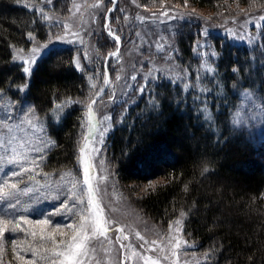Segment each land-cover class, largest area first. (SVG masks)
Masks as SVG:
<instances>
[{"label":"trees","instance_id":"16d2710c","mask_svg":"<svg viewBox=\"0 0 264 264\" xmlns=\"http://www.w3.org/2000/svg\"><path fill=\"white\" fill-rule=\"evenodd\" d=\"M136 1L147 6L166 2ZM171 1H187L222 18L245 19L264 7V0ZM62 7V0L51 5L0 0V90L14 101H29L55 141L43 171L81 173L91 104L100 130L108 123H99L103 116L111 117L103 143L106 158L122 190L132 192L146 217L163 226L183 213L184 233L206 252L201 264H264V141L231 124L241 91L264 95V17L241 40L213 29L205 37L201 22L185 21L165 71L138 76L119 101L106 103V89L93 104L105 76L116 73L111 60H105L117 47L106 32L103 51H91L90 62L72 43L51 45L30 73L14 58L31 40L49 41L62 31ZM95 71L101 82L92 87L89 72ZM153 99L156 104L150 103ZM153 179L156 183L143 189Z\"/></svg>","mask_w":264,"mask_h":264},{"label":"rangeland","instance_id":"374dc122","mask_svg":"<svg viewBox=\"0 0 264 264\" xmlns=\"http://www.w3.org/2000/svg\"><path fill=\"white\" fill-rule=\"evenodd\" d=\"M53 1L46 0L50 5ZM62 6L66 16L62 31L49 41L31 40L30 47L16 50L14 58L25 67L32 68L34 55L36 62L51 45L72 43L80 46L79 57L83 52L85 60L90 62L94 56L91 51L100 49L102 40L108 34L117 47L105 57V60H111V66L116 70L112 78H108L109 94L103 99L106 103L119 101L126 96L138 76L144 78L151 72H163L173 63L171 55L177 30L185 21L201 22L203 32L205 29L219 30L232 39L241 40L257 30L264 17V7L245 19L222 18L212 10L196 7L187 1L179 3L171 0L163 1L158 6L142 5L136 0H62ZM105 32L107 34L104 35ZM116 37H119V41ZM37 48L40 53L34 54L33 49ZM89 79L92 80V87H96L101 82L100 73L89 72ZM92 112V124L86 131L82 146L87 145L84 158L92 165L90 175L93 177L94 204L91 217L99 223L104 235L98 233L88 241V251L81 258L82 264H153V261L156 264L203 263L206 252L198 251L195 243L184 233L183 215L162 226L136 207L132 192L122 190L114 167L106 158L103 144L99 143L97 136L102 130L94 109ZM231 124L245 128L256 142L264 141V95L252 90L241 91ZM49 140L52 139L31 103L27 100L14 101L0 90V186L5 181L17 184L16 196L10 200L16 207L8 208L7 201L0 200V219L20 223V229L15 232L11 231V224L5 225V232L0 234V264H26L28 261L52 264L49 249L54 245L47 234L53 232L56 223L64 225V219L62 216H52V222L44 226V238L41 237V226L36 225L35 221L47 218V213L55 211L72 196L69 189L74 179L79 182L76 189L78 207L67 224L76 227L81 222V216L85 217L86 223H91L88 219V198L80 191L81 188L86 190L82 183L85 165L82 164L81 173L77 169L58 174L43 171L44 160L53 145L50 144L42 152L35 149L43 148L44 142ZM93 148L99 151L92 152L88 160ZM8 160L18 163L8 164ZM22 169L29 171L21 172ZM12 171L21 175L13 177ZM156 181H147L142 185L143 189ZM26 188L36 190L25 194ZM42 212L45 215H40ZM21 216L25 219L21 220ZM33 231L36 232L35 236L32 235ZM61 231L64 235H54L57 246L61 240H68L73 235V229L67 226L62 227Z\"/></svg>","mask_w":264,"mask_h":264},{"label":"snow or ice","instance_id":"6c2138e0","mask_svg":"<svg viewBox=\"0 0 264 264\" xmlns=\"http://www.w3.org/2000/svg\"><path fill=\"white\" fill-rule=\"evenodd\" d=\"M229 32H231V30H228ZM203 35L205 37L208 36V29H205L203 32ZM116 40L119 41V37H116ZM43 47L47 48V45H44ZM197 48L200 47L199 44L196 45ZM34 54H39L40 53V49H33ZM33 63H35V55L33 56ZM27 63V62H25ZM31 68L30 67H24L23 71L25 73H30L31 72ZM208 71H211V69H208ZM117 79H119V77H117ZM133 79H135V77H133ZM108 82V77L107 75L105 76V84H107ZM187 85H185V89H187ZM144 88L141 87L140 92H143ZM97 95H99V93H97ZM247 95V94H246ZM95 103V101H93V104ZM150 103L152 104H156L157 102L153 99L152 101H150ZM60 105H57V108H59ZM89 108V114L91 115L92 112V105H88ZM31 111V109L29 110ZM111 121V117L108 115L103 116L102 121H100V124H103L104 122H108L107 126L104 127L103 131L100 133V140L99 143L103 144L104 143V137L107 135V133L109 132V130L111 129L112 125L110 123ZM91 122V121H90ZM33 127H35V125H33ZM54 145L55 141L54 140H49V141H45L43 144V148H37L35 149V151L37 152H42L44 149L48 148L49 145ZM87 148V145H84L80 148V153L81 156L79 158V163L80 164H84V178H83V185L86 186V190L84 188H81L80 191L87 196L88 198V205H89V217L88 219L91 221V223H86L85 222V217L81 216V222L74 227L72 224H67V220L71 219L73 217V215L76 213L78 204H77V193H76V189L79 187V182L77 180H73L72 181V186L69 189L70 192H72V196L68 197V199L64 202H62L60 204V207L57 208L55 211L53 212H49L47 213V218L43 219V220H36L35 224L36 225H40L41 226V237L44 238V226L48 225L51 221V217L52 216H62L64 219L65 224L62 225L60 223H56L55 228L53 230V232H50L47 234L48 238L52 239L53 242V247L51 249H49V251L52 253V264H82V257L85 256L87 254L88 248H87V244L88 241L91 238H94L97 236V234L99 233L100 235H104V232L100 230V225L97 221L93 220L91 217V209L92 206L94 204V187L92 184V179L93 177L90 175L91 171H92V165L90 163H87L85 158H84V153H85V149ZM99 149L98 148H93L90 150L89 156H88V160L91 159V153L92 152H98ZM42 158V157H41ZM8 164H17L18 161L16 160H8L7 161ZM2 170V169H0ZM29 171L28 169H22L21 172H26ZM11 175L13 177L19 176L21 175V173H18L16 171H12ZM68 175H72V173H68ZM0 179H2V177H0ZM101 179H103V177H101ZM38 183V182H37ZM16 190H17V184L16 183H11L9 184L7 181L4 182V184L2 186H0V200H4L7 201V207L8 208H15L16 205L12 204L10 202V200L12 198H15L16 196ZM36 189L34 188H26L24 190L25 194H27V192L30 191H35ZM17 203H19V201L17 200ZM71 205V206H70ZM96 207H99L98 205H96ZM40 215H45V213H40ZM181 215H183V213H181ZM21 220L25 219V217L21 216L20 217ZM31 223V222H29ZM108 223H111V221H108ZM177 223H179V221H177ZM11 224V231L15 232L16 230L20 229V223L17 221L16 223H12V221H5L3 219H0V234H3L6 230L5 225ZM67 226L70 229H73V235L71 236L70 239L68 240H61L59 242V246H57V243L54 239V235L56 233H59L61 235H64L63 232L61 231L62 227ZM117 231H120V229H117ZM32 235L35 236L36 232L33 231ZM119 239V237L117 238ZM62 247V250H60ZM33 255H35V253H33ZM42 258H47V257H42ZM26 264H33L32 261H28L26 262ZM153 264H156L155 261H153Z\"/></svg>","mask_w":264,"mask_h":264},{"label":"water","instance_id":"95a60500","mask_svg":"<svg viewBox=\"0 0 264 264\" xmlns=\"http://www.w3.org/2000/svg\"><path fill=\"white\" fill-rule=\"evenodd\" d=\"M107 85H108V82H107V84H105L103 90L99 93V95H97V96L92 100V102L95 101V100H97V99H98V98L104 93V91L107 89Z\"/></svg>","mask_w":264,"mask_h":264}]
</instances>
